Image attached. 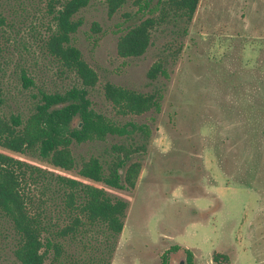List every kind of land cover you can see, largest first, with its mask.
<instances>
[{
  "label": "rangeland",
  "instance_id": "rangeland-1",
  "mask_svg": "<svg viewBox=\"0 0 264 264\" xmlns=\"http://www.w3.org/2000/svg\"><path fill=\"white\" fill-rule=\"evenodd\" d=\"M148 1L150 7L156 2ZM46 3L0 0L7 114L26 117L39 89L62 91L75 82L41 48L52 21ZM143 4L127 0L109 13L105 0H91L76 15L82 25L72 43L99 76L89 94L93 107L121 123L147 124L149 137L138 132L74 142L77 167L70 171L29 152L19 155L46 174L27 172L33 204L45 207L52 222L64 226L70 217L62 209L56 175L78 177L79 164L90 157H98L107 169L117 159L116 145L142 141L144 151L131 158L142 165L135 186L102 184L111 197L128 202L122 232L114 239L101 226H90L75 237L59 238L67 250L65 264H91L90 258L101 251L111 255L110 264H162L164 253L167 264H186L183 247L192 251L193 264H214V249L226 252L230 264H264L260 192L233 181L248 173L255 178V167L264 163V0H199L191 21L158 26L142 56L122 58L117 53L121 30L147 13L138 11ZM161 58L167 60L168 74L150 80L147 71ZM22 69L33 78L28 88L20 79ZM106 81L142 92L160 90L159 110L117 114L103 94ZM15 243L0 212V264L13 261ZM173 245L180 249L172 250Z\"/></svg>",
  "mask_w": 264,
  "mask_h": 264
},
{
  "label": "trees",
  "instance_id": "trees-1",
  "mask_svg": "<svg viewBox=\"0 0 264 264\" xmlns=\"http://www.w3.org/2000/svg\"><path fill=\"white\" fill-rule=\"evenodd\" d=\"M90 1L47 0L52 21L47 26V34L41 39V48L57 60L63 70L70 72L75 82L62 91L39 89L37 101L26 117L20 113L5 112L0 63V212L10 223L16 237L14 259L10 264H65L62 258L67 250L59 238L75 237L90 226H101L105 236L116 239L124 227L128 202L111 197L102 184L118 189L132 188L142 169L141 162L131 158L144 151L145 143L132 141L114 147L119 153L107 169L98 157H90L79 164L78 177L58 173L56 180L63 192L61 206L70 217V222L62 227L52 222L45 207L34 206L27 190V172H45L19 155L29 152L55 168L70 171L77 167L71 148L74 142L100 140L108 134L122 136L139 132L143 138L150 135L147 124L131 120L125 123L115 121L92 105L90 89L97 85L99 76L72 43L73 34L82 25V19L76 15ZM126 1L105 0L109 13L116 12ZM198 3L199 0H156L150 7V1L144 0L138 11L147 13L138 22L121 30L117 41L118 55L122 58L142 56L152 43L155 28L168 22L191 21ZM182 31L186 32L187 28H182ZM166 63L164 58L155 61L148 69L147 77L155 80L160 75L167 76ZM20 79L25 88L33 85V78L23 69ZM102 90L119 115L158 111L161 105L160 90L142 92L110 81L104 82ZM255 172V178L248 173L233 181L258 190L264 207V163L257 164ZM179 249V245L172 247L174 251ZM181 249L186 254V264H193L192 251L187 247ZM110 257V254L101 251L92 260L90 258V263L110 264ZM211 260L214 264H230L229 255L216 249L211 253ZM162 264H167L166 253Z\"/></svg>",
  "mask_w": 264,
  "mask_h": 264
},
{
  "label": "flooded vegetation",
  "instance_id": "flooded-vegetation-1",
  "mask_svg": "<svg viewBox=\"0 0 264 264\" xmlns=\"http://www.w3.org/2000/svg\"><path fill=\"white\" fill-rule=\"evenodd\" d=\"M181 264V263H180Z\"/></svg>",
  "mask_w": 264,
  "mask_h": 264
}]
</instances>
